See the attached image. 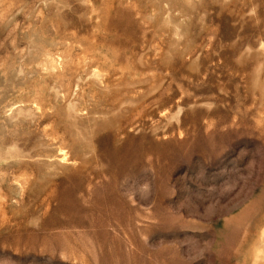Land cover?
<instances>
[{
    "label": "rangeland",
    "instance_id": "374dc122",
    "mask_svg": "<svg viewBox=\"0 0 264 264\" xmlns=\"http://www.w3.org/2000/svg\"><path fill=\"white\" fill-rule=\"evenodd\" d=\"M0 264H264V0H0Z\"/></svg>",
    "mask_w": 264,
    "mask_h": 264
}]
</instances>
